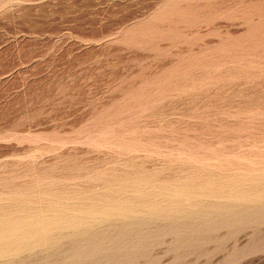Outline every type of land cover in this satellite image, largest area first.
<instances>
[{"label": "rangeland", "instance_id": "obj_1", "mask_svg": "<svg viewBox=\"0 0 264 264\" xmlns=\"http://www.w3.org/2000/svg\"><path fill=\"white\" fill-rule=\"evenodd\" d=\"M0 264H264V0H0Z\"/></svg>", "mask_w": 264, "mask_h": 264}]
</instances>
